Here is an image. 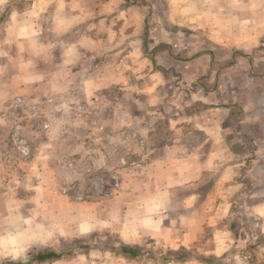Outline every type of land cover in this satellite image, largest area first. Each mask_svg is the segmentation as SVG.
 I'll return each mask as SVG.
<instances>
[{"label":"rangeland","instance_id":"rangeland-1","mask_svg":"<svg viewBox=\"0 0 264 264\" xmlns=\"http://www.w3.org/2000/svg\"><path fill=\"white\" fill-rule=\"evenodd\" d=\"M145 1L148 6L131 5L127 19L116 12L89 22L100 49L84 50L86 69H69L70 85L45 80L20 88L8 103L12 116L0 121V264H264L261 233L252 236L244 227L243 211L254 200L243 196L251 189V164L240 167L241 194L229 197L227 212L217 211L219 201L235 182L218 179L220 163L208 170L205 160L195 162L207 154L251 159L256 142L247 139L243 147L234 137L230 149L210 150L213 139L199 129L204 117L184 116L199 107L188 103L194 86L184 77L204 71L205 49L225 78L243 86L248 67L251 74L264 70V0ZM9 9L0 7V35ZM195 9L226 15L222 23L235 35L208 36L205 21L182 19ZM51 54L57 61L58 48ZM170 56L178 58L179 71L170 69ZM51 66H43L44 74ZM80 78L85 82L75 85ZM227 238L229 248L219 249Z\"/></svg>","mask_w":264,"mask_h":264},{"label":"crops","instance_id":"crops-1","mask_svg":"<svg viewBox=\"0 0 264 264\" xmlns=\"http://www.w3.org/2000/svg\"><path fill=\"white\" fill-rule=\"evenodd\" d=\"M203 1L216 6L225 2V0ZM190 3V0H170L172 5ZM7 5H10L8 22L4 25L0 35V121L8 115L12 116L8 103L16 97L20 88L40 84L45 80L52 83L54 78L59 84L70 85L74 72L69 74L67 71L69 69H79L80 71L86 69L81 63V55L83 56L85 51L97 53L100 49L97 46L98 34L93 32V28L88 31L89 22L98 21L101 17L108 20L120 12L123 15L119 17L124 18L125 14L131 10V5L125 6V0H30L24 7L14 6L12 0H0V7ZM144 18L145 15L143 21ZM125 19L127 18L125 17ZM125 19L124 25L127 23ZM182 19L194 22L205 21L206 28L203 29L207 30H205L206 32L203 31L208 36H214L215 33L225 38L235 35L227 32L222 23L227 21V17L221 12H211L210 10V13L201 14L199 10L196 11L195 9L194 13H188ZM105 30L108 31L109 26ZM52 33L59 36L58 39H48ZM228 43L230 42L228 41ZM235 43L230 44L233 45L234 50L242 49L240 45ZM54 48H58L59 57L57 61L52 60L51 53ZM208 49H205V52L201 54L203 59H206V61L203 60L205 62L204 71L199 72L195 69L191 75L184 77L188 84L194 86L187 90L188 103L191 105L197 103L199 106L191 107L184 112V116L187 119H194L197 114L204 117L206 124H202L199 129L204 133L206 140L213 139L214 145L212 147L209 145L210 150L213 148L218 150L230 149L231 143L229 142L236 137L239 139L238 141H241L240 144L242 143L243 147L248 145L245 142L247 139L255 141L257 151L251 159L242 158L240 160L239 156H234L236 158L223 161L207 154L206 158L204 157L201 161L195 160V162L201 163L205 160L204 162L209 165L207 166L208 170H211V164L220 163L223 169H221L218 179L235 182L233 185L235 188L225 190L222 193L224 200L219 201L220 205L217 211L224 210L227 212L230 204L229 197L241 194V191L238 193V190L241 189L238 187H241L242 179H237V176L240 175V167L246 165L245 163L251 164L250 168L253 167V169L250 170L251 176L249 175L247 180L251 184V189L246 192L247 194L243 193V196L246 199L247 197L254 198V200L248 203L243 211L246 219L244 227L252 236L261 233V247L264 250V70L251 74L249 73L250 67H248L247 81L249 82L243 86L236 79L231 80L230 78L228 80L227 77L225 78V75L221 74L219 65L216 64L214 67L213 61L215 59L213 53ZM239 57L242 58L241 53L235 55L234 64L240 62ZM170 58V69L179 71L177 67L179 65L178 58L176 56L174 60H172V56ZM48 63L49 65L51 63V69L54 71L44 74L43 66ZM155 64L164 67L161 62L156 61ZM97 66L98 64L95 65V67ZM92 67L93 65L90 69ZM158 70L156 68L154 71L156 76L160 73ZM93 81L96 82V80ZM83 82L85 81L82 78L74 80L75 85ZM237 111H240V116L237 115ZM188 159L185 157L182 158V161L188 162ZM186 173L190 174L191 168ZM238 182L239 186L237 185ZM187 196L188 199L195 197L193 194ZM210 196L211 190L206 193L208 203L203 204V212L210 204ZM201 219L200 226L204 224L205 220L203 216ZM226 234L231 235L227 229ZM228 248L229 239L227 238L226 241L221 242L219 249L226 250Z\"/></svg>","mask_w":264,"mask_h":264},{"label":"trees","instance_id":"trees-1","mask_svg":"<svg viewBox=\"0 0 264 264\" xmlns=\"http://www.w3.org/2000/svg\"><path fill=\"white\" fill-rule=\"evenodd\" d=\"M129 5H136V6H138V7H141V5L142 6H148V3L145 1V0H125V6H129ZM147 15H145V18H144V23L146 24V20H147ZM144 49H146L145 47H144ZM152 62L154 63V65L156 66V62H155V60H154V58L152 59ZM156 67H158L160 70H164L162 67H160V66H156ZM263 71V70H262ZM119 247H120V249H122L123 251H125V250H129L130 249V246H128V245H126V244H123V243H120L119 244ZM45 256L46 257H48V256H54V257H57V256H59V254H55V253H50V252H48V253H46L45 254Z\"/></svg>","mask_w":264,"mask_h":264}]
</instances>
